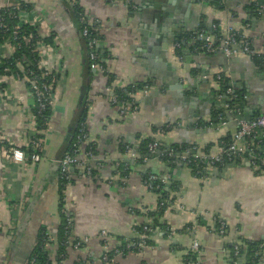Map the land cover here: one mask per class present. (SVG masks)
Wrapping results in <instances>:
<instances>
[{
	"label": "crops",
	"instance_id": "crops-1",
	"mask_svg": "<svg viewBox=\"0 0 264 264\" xmlns=\"http://www.w3.org/2000/svg\"><path fill=\"white\" fill-rule=\"evenodd\" d=\"M122 1L76 0L88 20L99 21L98 45L103 47L97 48L106 65L102 73L88 70L80 25L66 0H0V6L23 4L25 22H38L40 32L54 33L52 45H38V67L57 78L39 162H7L0 153V264H24L44 223L53 236L52 244L46 245L50 264H185L194 241L199 244V252L193 253L195 264H234L233 246L245 248L247 242L259 245L256 264H264V173L242 159L203 168L197 176L184 163L169 167L156 155L137 162L128 149L121 153L119 148L126 143L135 152L140 140L154 138L169 146L213 152L231 138L236 119L264 114L260 59L192 48L199 40L195 35L201 21L209 28L217 23L222 31L244 30L249 23L244 33L264 54L260 0H129L133 7ZM179 34L189 37L175 41ZM180 41L178 57L174 42ZM16 67L21 69L19 63ZM108 76L118 87L149 82L132 95L135 112L120 114L122 104L111 102ZM217 80L236 91L229 111L214 104L222 98ZM177 85L192 96L197 110L182 99ZM34 108L26 78L0 76V139L24 147L34 131ZM84 109L88 140L81 154L88 142L95 147L90 168H99V174L91 177L82 165L71 168L63 206L72 239L82 243H69L67 253L59 257L57 159L73 139L76 116ZM224 117L227 121L221 122ZM168 124L173 127L164 131ZM257 136L264 139V127ZM125 158L131 160L130 169L121 175L116 169ZM146 171L160 178L168 175L165 183L172 181L177 187L161 217L171 229L169 238L162 228L152 227L148 214L157 209L158 194L144 184ZM220 222L225 225L222 233ZM141 227L149 229V245L138 250ZM244 257L238 254L236 264H243Z\"/></svg>",
	"mask_w": 264,
	"mask_h": 264
},
{
	"label": "built area",
	"instance_id": "built-area-1",
	"mask_svg": "<svg viewBox=\"0 0 264 264\" xmlns=\"http://www.w3.org/2000/svg\"><path fill=\"white\" fill-rule=\"evenodd\" d=\"M69 6H74L76 0H66ZM114 1V0H110ZM126 5L133 4L130 3L129 0L122 1ZM14 6L11 8H16V4H6L0 7H8ZM258 12L264 14V0H260L258 6ZM23 10L20 11H9L4 10L0 11V34L1 36H5L6 34L11 33L12 39L14 42L4 41L2 43V47L5 51H8L9 55H12L16 48L20 45L21 41L28 43L30 41L31 36H23L22 40L18 39V34L20 31L21 23L25 22L23 16ZM17 17L18 22L14 21ZM35 22L36 18H34ZM79 22L83 24L81 30V35L86 39V48L88 49V58H89V66L92 70H98L102 73L105 72L106 67L98 61V52L96 50L98 46V40L93 35L94 30H98L99 21L97 19L88 20L85 15L81 14L79 16ZM84 23L90 25L87 27ZM39 24L37 25V31L39 37L43 38L49 36L52 32L49 31L47 33H42L39 31ZM249 23H245L244 30L248 29ZM244 30H237L232 27H228L225 31L220 29V25L217 23H213L209 31L204 32L201 28L196 31V37L199 38L201 44L200 47L207 52H214L216 50L221 51L225 56L237 55V54H246L250 57L259 58L262 62V66L264 69V54L260 53L256 50L252 45L251 38L244 33ZM32 45V44H30ZM39 46L49 47L50 45L44 44L42 40L38 41ZM179 48L180 43L174 42V48ZM34 50L38 53L40 52L38 46H34ZM4 56V55H3ZM8 56V55H5ZM20 75L15 74L14 79L19 78ZM26 78V81L29 85L30 93L35 102V108L37 111V115L33 116V124L34 131L31 133L27 143L22 148H16L7 145L2 139H0V153L2 158L7 162L20 163L24 164L25 162L37 163L41 159V152L43 147V138L44 132L46 129V121L47 117L44 116V112L52 106V104L56 101V92H55V84H56V75L48 69H43L38 67V71L32 68H27L23 75ZM220 76H218V79ZM228 91H231L229 89ZM111 102H117V96H111ZM136 105L133 100L128 104L124 103L121 105L120 114L127 113L129 111L135 112ZM236 130L229 140H222L215 151L210 150H199L196 147L187 148L181 153H175L172 150H168L166 152L159 151V143L157 140L152 141L148 144V154L149 155H162L170 159L171 162L187 164L192 160H197L201 163L203 168H212L215 166L223 165L228 162L239 160H247L249 163L255 162V160H259V163L264 164V157H260L257 152H255L254 143L252 139H254L259 132L264 127V114L259 115L251 120H245L243 118L236 119ZM169 124L167 125V127ZM88 140V135L86 131V119L84 118L77 127L76 133L73 137V141L71 143L69 151L63 153L57 159L58 165V179L59 184L64 185L63 191V200L65 197V189L69 184L70 180V171L72 167L77 165H82L85 167V172L87 174L90 173V166H88V162L95 158L93 153V145L90 144L89 148H87L84 153L81 155V146ZM130 151V157L132 160L136 159V154L131 147H127ZM246 157V158H245ZM168 179V175L164 178H160L159 181L165 183ZM158 180L157 175L149 174L144 180V184L149 189L152 188V182ZM163 203H160L162 205ZM63 213H66V209L62 208ZM66 224L71 225L70 218L66 219ZM43 228V236L46 240V245L49 246L53 242L52 234L50 231V227L47 223L42 224ZM225 229V225L223 222H220L218 225V231L222 233ZM149 229L144 227L142 232H139V240L137 243V249L142 250L148 246L147 243V234L146 231ZM166 233L168 238L171 237L172 232L169 227L166 228ZM82 240H75L74 247H78L81 245ZM45 245V246H46ZM239 245L233 246L234 251V264L237 263L236 259L239 254ZM190 251L192 253L199 252V244L194 241L190 246ZM106 257V256H105ZM24 264H39L37 263L35 256L30 260L26 259ZM49 264V263H44Z\"/></svg>",
	"mask_w": 264,
	"mask_h": 264
},
{
	"label": "trees",
	"instance_id": "trees-1",
	"mask_svg": "<svg viewBox=\"0 0 264 264\" xmlns=\"http://www.w3.org/2000/svg\"><path fill=\"white\" fill-rule=\"evenodd\" d=\"M14 6H8V7H0V11H4V10H9V11H13V12H17L20 10H23L24 5H17L16 8H11ZM67 7L70 9L72 15L75 16L76 20L78 21L79 25H80V34H81V30L82 27L84 26L83 24H81L79 22V16L81 14L85 15L84 12L81 10V8L79 7V5L77 3H75L74 6H69L67 4ZM25 8V7H24ZM86 17V15H85ZM87 18V17H86ZM14 21H16V23L18 22L17 17L14 19ZM87 27H90L89 24L84 23ZM91 28V27H90ZM203 29L204 32L209 31V25L206 22L201 21L199 23V27L198 30ZM93 35L96 37L97 40L100 39L99 37V31L98 30H94ZM23 36H31L30 37V41L28 43H25L22 40ZM83 39V43H84V47L87 53V66H88V70L92 71V69L89 66V58H88V49L86 48V39L84 36H82ZM183 37H189L188 34H179L178 36H176V40H181V38ZM53 38H54V33H51L49 36L46 37H39L38 31H37V25L35 23H30V22H23L21 23V27H20V31L18 34V39L21 41L20 45L16 48L15 52L12 55H8V56H3L4 50L1 49L2 47V43L6 40V41H10V42H14L11 36V33L9 32V34H6L5 36H1L0 34V76H8V75H12L14 76L15 74L21 75L23 76L25 73V70L27 68H32L35 69L36 71H38V60H39V53L34 50V46H38V41L42 40L44 42V44H48V45H52L53 42ZM32 44V45H30ZM201 44L200 40L196 41L194 44H192V48L193 47H199ZM181 41H180V47L175 48L174 52L176 56H181L182 55V50H181ZM97 52H98V61L100 64H102L104 67H106L105 62L102 60V55H100L99 49L96 48ZM257 61H260L259 58L254 57ZM17 63H19L21 65V69L17 68L16 65ZM107 73V72H106ZM220 83V87L222 88L223 82H220L219 80H217ZM107 85L111 88V94L112 95H116L117 96V102L115 104H124V103H130L131 100L133 99V94H135L136 92L140 91V90H144V88L149 85V82H138V84L132 83L127 85L126 87H118V86H112V80L110 78V76H108L107 79ZM148 87V86H147ZM220 91V90H219ZM217 90V92H219ZM235 99H233L231 102H229V108H232L233 106V101ZM48 113H49V108L44 112V116L48 117ZM85 114H86V110L84 109L81 113H79L76 116L75 119V125L76 128H73V137L76 133L78 124L85 118ZM34 115H37V111L36 108H34ZM173 127L172 124H169L168 127H166L164 129L165 130H170ZM158 130V129H156ZM226 139H229V136L226 137ZM156 139L154 138H147V139H142L140 140L137 148L135 149V154H136V159L137 162H142L144 158H148V144L152 141H155ZM73 139L70 141V143L65 147V149L62 151L61 155L67 151H69L71 143H72ZM158 141V140H157ZM253 143H254V150L255 152L258 153V155L260 157H264V153L262 150V147L264 145V139H258V136L256 135V137L254 139H252ZM159 143V151L160 152H166L168 150H172L175 153H181L182 151L185 150V147L182 145H178V144H171L166 145L165 143H163L162 141H158ZM126 143H120V150L121 153H126V149L128 146L125 147ZM90 146V142H88L85 146L84 149H82V152L84 153V151L89 148ZM132 146V145H130ZM133 148V146H132ZM191 148V147H190ZM97 150L95 149V147H93V153L94 155L96 154ZM82 155V154H81ZM161 160H163L164 162L167 163V165L170 166H175L176 164H178V161L176 160L175 162H171L169 158L159 155L158 156ZM246 158V157H245ZM130 161L128 158L123 159L122 161H120L119 167L116 169L117 172L122 174H126L128 173L129 169H130ZM236 161H239V158L236 159ZM233 162V161H232ZM91 164H94L93 161H89L88 162V166H91ZM251 166L256 167L257 169H255L258 172H262L264 173V164L259 163V160H255V162L250 163ZM186 166L191 167L194 174L195 175H201V171L203 170V167L201 166V163L197 160H192L191 162L187 163ZM85 170V167H84ZM123 170V171H122ZM90 176L91 177H97V175L99 174V168L97 167H92L90 169ZM149 174H155L151 171H146L143 174V178L146 179V177ZM158 177V180L153 181L152 182V188H150L153 192L158 194V198H157V202H158V206L157 209L153 212H150L148 215H151L152 217V227L153 229L155 227H158L159 229L162 228L163 231H166L167 228V224L165 221H163L161 219L164 210L166 209V205L168 204V202L171 200L170 194L173 192L177 191V187L175 186V182L170 181L169 183H163L160 182L159 179L160 177ZM70 183V180H69ZM64 189V185L59 184V202H58V216H59V222L56 226V230H55V234L57 237V241L56 242V252L57 254L60 255H65V253H67V250L65 249L66 246H68L69 243H73L74 238L72 239L71 237V225L66 224V219L69 218L68 214L63 213L61 210L63 208V190ZM160 203H163L162 205H160ZM148 225V224H147ZM149 227V226H148ZM143 228L141 227V229L139 230V232H142ZM146 234H149V231H146ZM52 236V235H51ZM148 236V235H147ZM53 238V236H52ZM46 240L45 237L43 236V228L40 227L39 232L35 238V241L32 245V249L28 255V260H30L32 257L35 256V259L37 261V263L39 264H44V263H49L48 260V250L46 248ZM147 243H149V241L147 240ZM247 247L243 248L241 246L239 249V254L241 255L242 253L245 254V261L243 264H256L257 259H258V252H259V245L258 244H252L250 242H247ZM149 245V244H148ZM48 250V251H47ZM261 255V254H260ZM259 255V256H260ZM188 262H186L185 264H195L196 262V258L194 256L193 253L190 252V255L188 256ZM50 264V263H49Z\"/></svg>",
	"mask_w": 264,
	"mask_h": 264
},
{
	"label": "water",
	"instance_id": "water-1",
	"mask_svg": "<svg viewBox=\"0 0 264 264\" xmlns=\"http://www.w3.org/2000/svg\"><path fill=\"white\" fill-rule=\"evenodd\" d=\"M212 1H220V0H204V2H212ZM99 49L103 47V45L99 44L98 45ZM189 60V57H187V61ZM178 87H176L179 92H180V96L182 97V99L188 103H190V107H193L196 109V102L193 101L191 99V95H184L183 93V90H182V85H177ZM229 89H231V91H228ZM219 93H221V96L222 98L220 100H215L214 101V104L215 106L218 105V106H223V109L226 110V111H229V104L226 105L227 103L231 102L234 97L236 96V91L234 90V88L232 89L230 86H227V85H223V87L220 89ZM204 96V95H203ZM195 102V103H194ZM208 102H212V100H208ZM195 104V105H194ZM240 105H236V108H239ZM217 109L219 110V107H217ZM215 122L218 121V118H214L213 119ZM227 119L226 117L222 118L221 119V122H226ZM152 155H149V157H151Z\"/></svg>",
	"mask_w": 264,
	"mask_h": 264
}]
</instances>
